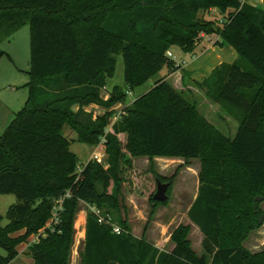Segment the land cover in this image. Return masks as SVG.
Segmentation results:
<instances>
[{
  "label": "trees",
  "instance_id": "trees-1",
  "mask_svg": "<svg viewBox=\"0 0 264 264\" xmlns=\"http://www.w3.org/2000/svg\"><path fill=\"white\" fill-rule=\"evenodd\" d=\"M213 7L225 13L221 24L197 15ZM139 21L148 24L137 28ZM23 24L29 26L28 96L0 133V193L16 197L4 225L0 214V264H9L17 244L33 233L38 239L26 249L33 264H69L79 201L114 208L123 169L139 156L149 163L155 156L199 160L186 216L202 234L203 253L191 247L188 225L172 229L173 246L164 250L134 236L124 219L114 233L89 209L80 264H264V249L242 244L264 220V0L260 9L243 0H0V41ZM201 32L219 34L236 52L197 83L237 121L232 137L167 79L180 68L169 49L192 51ZM116 55L126 89L113 85L104 99L100 91L114 74ZM164 67L167 74L127 103L128 91ZM116 102L122 109L108 130ZM89 104L105 110L94 115L84 108ZM64 126L75 137L64 136ZM74 141L100 143L105 163L79 165ZM153 175L169 182V196L172 178ZM153 192L150 202L167 203L155 201Z\"/></svg>",
  "mask_w": 264,
  "mask_h": 264
},
{
  "label": "rangeland",
  "instance_id": "rangeland-1",
  "mask_svg": "<svg viewBox=\"0 0 264 264\" xmlns=\"http://www.w3.org/2000/svg\"><path fill=\"white\" fill-rule=\"evenodd\" d=\"M198 17L211 19L215 23L221 24L224 15L215 10L199 11ZM148 22L139 21L136 27L146 26ZM202 33V32H201ZM201 33L195 39L194 47L190 52H183L178 47L172 46L168 51V56L172 58L179 70L168 74L167 79L174 88L180 90L191 102H193L200 113H202L212 124L222 133L232 137L235 133L237 121L217 103L210 100L203 89L197 84L206 78L210 72L221 63H229L234 58L231 55L229 44L216 45L213 41L215 34L207 37L210 33ZM0 49L5 53L0 57V120L2 109L5 113L11 111L5 125L0 123V133L4 130L7 123L12 119L14 112L23 107L28 96V89L24 83L28 80L27 70L29 68V26L23 24L17 28L10 36L0 41ZM168 73L164 67L144 84L136 87L133 91L127 92V103L131 102L140 94L146 92L155 80ZM113 85H118L126 89L123 81V61L121 55H116V66L112 77L106 80V89L109 91ZM113 109L110 122H114L119 117L122 104L116 102L109 110ZM92 113H100L101 108H93ZM108 129V128H107ZM110 129V128H109ZM108 129V130H109ZM62 133L67 138L75 137V132L68 126H64ZM122 139V135H120ZM98 152H102L101 144L92 146ZM70 149L77 155L79 165H84L88 160L96 161L91 148L81 142L74 141ZM101 157V155H98ZM142 157L133 161L130 169H123V181L120 184V191L117 195V204L113 207L98 208L101 215L108 214L111 221L118 226L122 217H128L133 233L137 236L143 234L144 239L159 247L160 249L170 250L173 242L170 240L172 229L182 223L188 225L186 237L193 250L197 254L203 253L201 245L202 234L199 229L189 223L186 216L187 205L198 186L199 160H158L147 162ZM98 162V161H96ZM101 164L105 163V154L101 158ZM153 173L166 179L172 178L169 189L168 201L165 204L152 203L149 194L155 190V176ZM99 185V184H98ZM100 186V185H99ZM16 202V197L12 193H0V214L2 215L1 225L6 224L5 212L11 203ZM260 208L264 216V201L260 202ZM91 208L79 203L78 211L74 218V237L78 235V228L81 215L84 211ZM75 241V240H74ZM242 244L252 252L264 249V220L262 224L250 230L242 240ZM82 245L73 243L71 252L80 251ZM0 254L5 251L0 248ZM71 256V254H70ZM80 256V255H79ZM77 264V261L73 262ZM80 264V263H79Z\"/></svg>",
  "mask_w": 264,
  "mask_h": 264
},
{
  "label": "crops",
  "instance_id": "crops-1",
  "mask_svg": "<svg viewBox=\"0 0 264 264\" xmlns=\"http://www.w3.org/2000/svg\"><path fill=\"white\" fill-rule=\"evenodd\" d=\"M243 2H246V3H248V4H250V5H253L254 7H256V8H261L262 7V0H243ZM210 10L212 11V10H215V11H217V12H220L219 11V9H217V8H210ZM221 13V12H220ZM222 15H224L225 16V13H221ZM206 19V18H205ZM213 34H215L216 35V37L214 38V42L216 43V45H219V44H223V40L221 39V37L219 36V34H217V33H210L209 35H207V37H210L211 35H213ZM201 36H204V34L203 33H201ZM232 51L230 52L231 53V55H233L232 57L233 58H235L236 57V52H235V50L234 49H231ZM231 62V61H230ZM100 95L104 98V99H106L107 97H108V91H107V89H106V85H105V88H103V89H101V91H100ZM85 108V110H87V111H91L93 108H101V111H100V113H102L105 109L104 108H102V107H100V106H97V105H95V104H89V105H87V106H85L84 107ZM3 111H2V113H1V115H2V118H1V120H0V123L1 122H3V124L2 125H5L6 124V122H7V120H8V118H9V116L11 115V111H8V112H6L5 113V108L4 109H2ZM100 113H95L94 115H96V114H100ZM112 124V122H110L109 123V125H108V129L110 128V125ZM89 146V145H88ZM90 148H91V154H90V156L88 157V159L92 156V154L93 153H95L97 150L95 149V148H93L92 146H89ZM98 152V151H97ZM96 152V153H97ZM98 155H101V157L100 158H102L103 157V155H104V153H102V152H98ZM139 157H142L143 158V160H149L147 157H145V156H139ZM139 157H135V158H133V161H135L136 160V158H139ZM152 160L153 161H158V160H169V161H173V160H179V157H160V156H155V157H153L152 158ZM190 160H192V159H190ZM147 162H149V161H147ZM198 187V186H197ZM108 191L109 192H112L113 191V184H112V182H110V185L108 186ZM196 193H197V188H196V190H195V192L193 193V196H192V198H191V200H190V202H189V204L187 205V209H188V207L190 206V204H191V202L193 201V199L195 198V196H196ZM79 203H82V204H85L86 206H88L89 208H92L93 206H91V205H88V204H86V203H84V202H82V201H79ZM85 214H86V211H84L83 213H82V215H81V221H80V224H79V228H78V235H77V237H74V240L75 241H73V243L75 244V243H78L79 245H82V242H83V239H84V229H85ZM122 219H124V220H126V223H127V225L129 226V228H130V231H131V233L134 235V236H137V235H135L134 233H133V230H132V227H131V224H130V221H129V218L127 217H122ZM189 220V219H188ZM48 223L49 222H47V224L46 225H48ZM189 223L190 224H192V225H194L193 223H191L190 221H189ZM42 231V229H40V232ZM24 232V229H20V230H17V231H15V232H13L11 235L12 236H17V235H20V234H22ZM201 233V232H200ZM138 237V236H137ZM37 239H38V234L37 233H33V234H30L24 241H22V242H20V243H18L17 244V246H16V250H17V254L15 255V257L11 260V262L9 263V264H33V259H32V257L26 252V249H27V246L30 244V243H32V242H34V241H37ZM173 246V245H172ZM172 246H171V248H172ZM82 247V246H81ZM75 261H77V264H79L80 263V256H79V252L78 251H73L72 250V252H71V256H70V262H69V264H73V262H75Z\"/></svg>",
  "mask_w": 264,
  "mask_h": 264
},
{
  "label": "built area",
  "instance_id": "built-area-1",
  "mask_svg": "<svg viewBox=\"0 0 264 264\" xmlns=\"http://www.w3.org/2000/svg\"><path fill=\"white\" fill-rule=\"evenodd\" d=\"M93 158H94L96 161L101 162V158L98 156V154H94V155H93ZM66 195H68V194H66ZM59 201H61V199H60ZM58 207H59V205H58ZM91 209L96 213L98 221H102V222H106V223L110 224L111 229H112V231H113L114 233H119L120 231H122V228H121L120 226H118L117 224H115V223H113V222L111 221V219H110V217H109L108 214H106V215H101L99 209H98V208H95V207H92ZM52 220H53L54 222L57 221V219H56V214H55V213H53V216H52V218H51V221H52ZM48 225H49V224H48Z\"/></svg>",
  "mask_w": 264,
  "mask_h": 264
},
{
  "label": "water",
  "instance_id": "water-1",
  "mask_svg": "<svg viewBox=\"0 0 264 264\" xmlns=\"http://www.w3.org/2000/svg\"><path fill=\"white\" fill-rule=\"evenodd\" d=\"M155 182H156V186H155V190L153 192L152 198L158 202L166 201L169 197L167 194L169 182L168 181H161L158 178H156ZM257 199H259V198H257Z\"/></svg>",
  "mask_w": 264,
  "mask_h": 264
}]
</instances>
